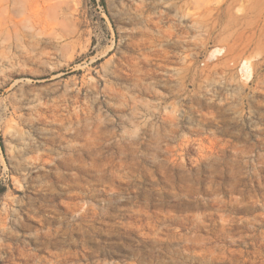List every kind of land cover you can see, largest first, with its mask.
Instances as JSON below:
<instances>
[{
  "label": "rangeland",
  "instance_id": "1",
  "mask_svg": "<svg viewBox=\"0 0 264 264\" xmlns=\"http://www.w3.org/2000/svg\"><path fill=\"white\" fill-rule=\"evenodd\" d=\"M0 264H264V0H0Z\"/></svg>",
  "mask_w": 264,
  "mask_h": 264
}]
</instances>
